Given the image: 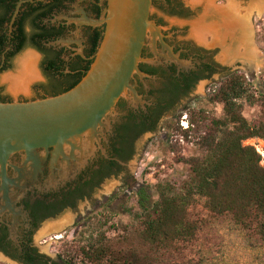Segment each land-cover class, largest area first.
Returning <instances> with one entry per match:
<instances>
[{"label": "flooded vegetation", "instance_id": "af4514ba", "mask_svg": "<svg viewBox=\"0 0 264 264\" xmlns=\"http://www.w3.org/2000/svg\"><path fill=\"white\" fill-rule=\"evenodd\" d=\"M207 1L153 0L151 19L161 28L162 37L154 45L147 41L143 49L142 57L149 61L140 62L141 74L136 73L131 80L136 98L129 92L118 101L96 138L88 142L87 158L76 161L67 178L51 179L50 158L43 173L20 176L26 157L25 152H18L8 161V182L4 185L0 165L3 261L54 263L37 243L46 242L43 236L36 240L40 229L59 223L67 212L75 213L80 203L89 202L85 214L70 216L73 225H80L84 217L112 201L135 177L134 161L143 151V141L156 136L182 108L187 109L201 89L210 93L217 82L236 73L231 67L244 63L231 55L225 59L215 56L223 48H238L236 31L218 42L214 37L219 30H212L214 37L200 33V40L189 35L192 21L204 14ZM254 1L211 3L218 9L231 2L237 11L233 15H247L253 25L258 16L252 7ZM107 10L108 0H0V102L57 96L81 81L103 40ZM27 53L37 57V77L18 89L13 81L20 74L18 62Z\"/></svg>", "mask_w": 264, "mask_h": 264}, {"label": "rangeland", "instance_id": "374dc122", "mask_svg": "<svg viewBox=\"0 0 264 264\" xmlns=\"http://www.w3.org/2000/svg\"><path fill=\"white\" fill-rule=\"evenodd\" d=\"M201 17L192 21L189 28V35L198 37V40L200 35L194 34L193 24ZM249 27L254 45L260 52L261 63L256 68H250L244 63L239 68L236 66L231 68L247 76L255 85L259 101L252 105L243 100L242 111L250 122L258 123L264 122V15L256 16L253 25L249 23ZM203 33L214 37L211 29ZM215 56L217 59L225 58L223 50L216 52ZM222 81L217 82L212 88ZM209 94L201 89L200 94L187 109L182 108L177 117L165 122L156 136L149 141H146L147 138L143 141L146 144L141 155L137 156L139 160L134 161L135 177L112 201L92 211L84 217L80 225H73V222H70L68 226L63 227L64 229L40 235L47 225L42 227L36 236V240L39 238L41 241V236L46 240L42 243L37 242L41 251L53 262L64 264L63 260L72 259L76 264H90L85 262L82 256L77 255L78 250L104 234L106 242L116 253L136 254L142 262L152 264H264V240L254 230H247L236 224L232 216L212 213L205 205L206 200L202 198L190 207L188 213L189 220L198 224L197 233L192 240L175 242L169 248H156L150 246L139 232L142 211L137 201V190L141 186L148 187L154 200L158 198L156 191L160 184L169 183L180 190L191 173V167L185 160L204 155L198 143L199 133L192 130L188 137L182 134V131L193 128L190 113L194 110H204L211 118L224 117L223 104L210 102ZM185 114L188 115V129H184L181 124L182 116ZM245 144L260 150L261 164L264 166V138L248 139ZM86 205L89 206V202L80 203L77 212H67L65 216L74 218L85 214ZM0 264L11 263L0 258Z\"/></svg>", "mask_w": 264, "mask_h": 264}, {"label": "trees", "instance_id": "16d2710c", "mask_svg": "<svg viewBox=\"0 0 264 264\" xmlns=\"http://www.w3.org/2000/svg\"><path fill=\"white\" fill-rule=\"evenodd\" d=\"M254 87L247 76L236 72L209 94L210 102L223 104L224 117L211 118L204 110L190 113L193 128L182 134L188 137L192 130L199 133L204 155L185 160L191 173L180 190L169 183L160 184L156 200L148 187L137 190L142 211L139 232L150 246L169 248L175 242L192 240L198 224L189 220L188 213L200 198L206 200L212 213L232 216L236 224L254 230L264 240L262 155L256 147L245 144L248 139L264 138V122H250L242 111L243 100L252 105L259 101ZM77 255L90 264H152L142 262L136 254L116 253L104 234L81 247ZM63 261L76 264L72 259Z\"/></svg>", "mask_w": 264, "mask_h": 264}, {"label": "water", "instance_id": "95a60500", "mask_svg": "<svg viewBox=\"0 0 264 264\" xmlns=\"http://www.w3.org/2000/svg\"><path fill=\"white\" fill-rule=\"evenodd\" d=\"M153 0H108L106 30L95 59L82 80L57 96L28 102H0V165L4 185L12 155L25 152L20 176L43 173L50 158L51 179L67 178L76 161L129 92L141 74L139 64L150 41L162 37L151 19ZM89 142V143H88ZM80 154L77 157V154Z\"/></svg>", "mask_w": 264, "mask_h": 264}, {"label": "bare ground", "instance_id": "6f19581e", "mask_svg": "<svg viewBox=\"0 0 264 264\" xmlns=\"http://www.w3.org/2000/svg\"><path fill=\"white\" fill-rule=\"evenodd\" d=\"M212 4L213 3H211V0L207 1L205 6V15H203L199 21L193 24L194 34L200 35V33L206 32L210 29L213 31L219 30L220 34L218 32L216 35L214 34V38L219 41L221 38H225L226 35L234 34L236 31L238 33V37L236 38L237 42L239 43L238 48L230 50L223 48V56L226 57L231 55L235 59H242V61L250 68H256L261 63V57L259 56L260 52L257 51L252 38V32L249 27L250 17L247 15L239 18L234 16L233 14L237 11L231 2H229L227 6L218 9L215 8V6L212 7ZM253 10L258 16L264 15V0H257L253 4ZM36 62L37 57L33 53H27L19 60L18 66L20 74L15 78L12 77L14 78L13 82L15 83V87L18 89L22 88L30 80H33L37 77ZM70 219L71 217L69 215L66 217L64 216L62 221L59 223L47 225L40 232V235H42L43 232L51 233L54 230L62 229L68 224V222H70Z\"/></svg>", "mask_w": 264, "mask_h": 264}, {"label": "built area", "instance_id": "2783aa9c", "mask_svg": "<svg viewBox=\"0 0 264 264\" xmlns=\"http://www.w3.org/2000/svg\"><path fill=\"white\" fill-rule=\"evenodd\" d=\"M181 124L184 127V129L189 128V122H188V115L185 114L182 116ZM257 151L260 153V150L256 147Z\"/></svg>", "mask_w": 264, "mask_h": 264}]
</instances>
